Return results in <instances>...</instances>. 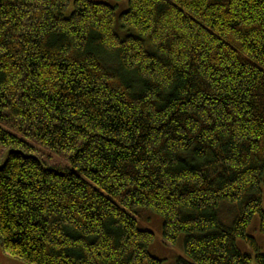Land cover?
<instances>
[{
  "label": "trees",
  "instance_id": "1",
  "mask_svg": "<svg viewBox=\"0 0 264 264\" xmlns=\"http://www.w3.org/2000/svg\"><path fill=\"white\" fill-rule=\"evenodd\" d=\"M115 1L0 0L1 250L162 264L143 210L175 264H264V0Z\"/></svg>",
  "mask_w": 264,
  "mask_h": 264
},
{
  "label": "rangeland",
  "instance_id": "2",
  "mask_svg": "<svg viewBox=\"0 0 264 264\" xmlns=\"http://www.w3.org/2000/svg\"><path fill=\"white\" fill-rule=\"evenodd\" d=\"M72 1L70 0L69 6H68V11L71 10L72 7ZM94 1H104L108 2L110 4H113L116 2L115 0H94ZM119 3H123L124 6L126 5V1H120ZM40 150L45 154V155H50L48 150L41 149ZM52 159V163L54 161H60L61 158L57 156L50 155ZM226 205L228 209L231 212V217L226 218V224H230L233 218L236 216L238 212V206L233 203H221V206ZM221 206H220V212H221ZM262 209L264 210V189L262 193ZM221 216V215H220ZM221 218L224 220V218L221 216ZM138 221V226L141 229H147L150 230L154 234V239L152 243L150 244L149 247V252L152 256L160 259L162 261V264H175L176 259L178 257L184 256L183 252V247H182V236L178 238V240L171 244L168 243L164 240L163 235H162V217L150 212V211H140L139 217H137ZM247 234L252 236L258 247L260 248V251L264 253V233H262L259 230V216L255 214L251 222L247 228ZM237 245L239 249L242 252L248 253L252 256V260L250 261V264H256L254 260V250L247 244L245 240L238 239L237 240ZM0 264H26L17 258L14 257H9L7 256L1 249H0Z\"/></svg>",
  "mask_w": 264,
  "mask_h": 264
}]
</instances>
